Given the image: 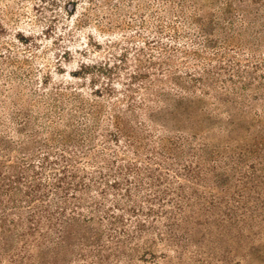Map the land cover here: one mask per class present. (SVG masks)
<instances>
[{
	"label": "trees",
	"instance_id": "16d2710c",
	"mask_svg": "<svg viewBox=\"0 0 264 264\" xmlns=\"http://www.w3.org/2000/svg\"><path fill=\"white\" fill-rule=\"evenodd\" d=\"M137 1L78 85L39 87L0 50V264H232L186 250L213 231L264 258V52L223 37L264 22V0Z\"/></svg>",
	"mask_w": 264,
	"mask_h": 264
},
{
	"label": "rangeland",
	"instance_id": "374dc122",
	"mask_svg": "<svg viewBox=\"0 0 264 264\" xmlns=\"http://www.w3.org/2000/svg\"><path fill=\"white\" fill-rule=\"evenodd\" d=\"M196 1L210 9L206 4L212 0ZM117 6L120 9L117 10ZM142 11L137 0H0V50L8 47L18 58L28 59L24 72L37 79L39 87L44 86L40 82L46 73H50L54 81L65 80L78 85L80 81L74 80L70 73L78 70L82 63L102 60L105 52L97 45L104 47L108 40H119L121 34L132 33L129 24L138 19ZM150 15L146 18L151 19ZM20 35L27 38L30 45L19 43L17 37ZM223 37L228 44L255 47L264 52V22ZM87 84L86 81L82 92L87 90ZM256 234L264 237V232ZM254 243V249H260L259 254L264 257V238ZM199 246L212 254L225 251L232 264H238L237 259H242L240 264H264V258L254 257L248 239L237 244L216 231L191 233L186 250H196ZM96 247L93 244L83 246L86 250ZM130 247L126 243L108 242L104 249L127 250ZM167 249L170 248L163 243L154 247L158 251ZM134 264L175 263L157 258L155 261H135Z\"/></svg>",
	"mask_w": 264,
	"mask_h": 264
}]
</instances>
